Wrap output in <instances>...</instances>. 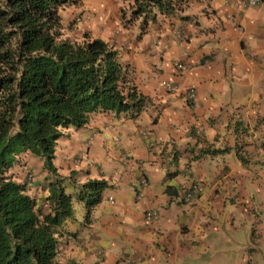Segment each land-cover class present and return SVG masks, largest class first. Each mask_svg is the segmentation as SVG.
Masks as SVG:
<instances>
[{
  "label": "crops",
  "instance_id": "crops-1",
  "mask_svg": "<svg viewBox=\"0 0 264 264\" xmlns=\"http://www.w3.org/2000/svg\"><path fill=\"white\" fill-rule=\"evenodd\" d=\"M86 6L89 33L117 50L148 102L135 119L95 114L57 141L53 164L73 209L61 261L251 264L264 248V2L176 0L143 32L125 24L121 0ZM21 167L14 180L32 173L27 192L45 205L52 176L34 158ZM90 180L108 187L86 220L75 197Z\"/></svg>",
  "mask_w": 264,
  "mask_h": 264
},
{
  "label": "trees",
  "instance_id": "trees-1",
  "mask_svg": "<svg viewBox=\"0 0 264 264\" xmlns=\"http://www.w3.org/2000/svg\"><path fill=\"white\" fill-rule=\"evenodd\" d=\"M125 24L142 32L155 11L169 15L176 0H121ZM77 0H0V264H77L59 257L63 226L73 216L72 197L53 164L57 141L95 114H127L147 106L130 79V67L109 43L73 34L68 8ZM69 21V22H68ZM27 158L52 176L44 204L14 180ZM29 174V173H28ZM108 187L90 180L75 201L86 220Z\"/></svg>",
  "mask_w": 264,
  "mask_h": 264
},
{
  "label": "rangeland",
  "instance_id": "rangeland-1",
  "mask_svg": "<svg viewBox=\"0 0 264 264\" xmlns=\"http://www.w3.org/2000/svg\"><path fill=\"white\" fill-rule=\"evenodd\" d=\"M92 15L93 12H90V10L86 6V0H77V5L68 8V12L66 15L67 20H69L73 26L71 32L75 35L81 33H89L90 31L87 22L92 19ZM29 174L33 176L32 173ZM27 175L25 174V184L27 182ZM42 207L46 208L45 205H42ZM251 264H264V248H261L259 251L257 250L252 254Z\"/></svg>",
  "mask_w": 264,
  "mask_h": 264
},
{
  "label": "built area",
  "instance_id": "built-area-1",
  "mask_svg": "<svg viewBox=\"0 0 264 264\" xmlns=\"http://www.w3.org/2000/svg\"><path fill=\"white\" fill-rule=\"evenodd\" d=\"M230 2H232V0H226V4H229ZM234 2V5L236 6V8L238 10H241V9H245L247 7H255V6H258L259 4H261L262 2H264V0H233ZM175 67L179 70V71H183L185 70L184 66L179 64V63H176L175 64ZM166 89L168 91H173L176 89L175 85L173 83H168L166 84ZM186 97H187V100L189 101H193L195 99V94H194V90L193 89H190L187 94H186ZM81 160L85 159V155H82ZM33 179V176L31 174H28L27 175V183H31ZM143 184H145V181H143ZM200 190V185H192V188H191V192L193 194H197ZM189 197V195H187ZM154 217V214L152 212H147L146 213V219L147 220H152V218ZM126 264H134L132 262H129V263H126Z\"/></svg>",
  "mask_w": 264,
  "mask_h": 264
}]
</instances>
